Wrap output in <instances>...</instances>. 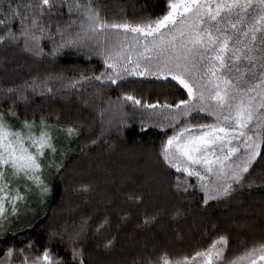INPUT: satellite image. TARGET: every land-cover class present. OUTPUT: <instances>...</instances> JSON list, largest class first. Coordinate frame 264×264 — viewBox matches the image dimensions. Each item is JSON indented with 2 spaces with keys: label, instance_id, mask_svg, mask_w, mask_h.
Instances as JSON below:
<instances>
[{
  "label": "snow or ice",
  "instance_id": "1",
  "mask_svg": "<svg viewBox=\"0 0 264 264\" xmlns=\"http://www.w3.org/2000/svg\"><path fill=\"white\" fill-rule=\"evenodd\" d=\"M158 15L138 20L109 18L96 0H0V44H19L33 56L55 58L66 50L99 56V73L67 77L49 73L23 84L0 88V95L27 101L28 90L41 94L94 86L92 100L99 101L101 135L115 127L123 131L129 119L126 105L142 110L147 121L164 132L158 148L162 164L175 170V187L199 189L203 204L230 198L251 175L254 162L264 161V0H161ZM66 5L69 18L61 23L50 17ZM56 15H63L56 11ZM55 28V31L52 29ZM51 42L45 52L43 41ZM130 77L171 78L186 98L174 103L149 101L132 91L113 99L105 88H120ZM56 83L60 87L56 88ZM87 92V89H84ZM204 114L207 122H193ZM70 137L78 127L61 123L57 116L35 113L23 116L13 106L0 108V241L23 229H14L29 211L30 196L38 200L52 191L46 171L59 173L65 149L59 134ZM91 143L95 144L96 140ZM196 183H190V178ZM250 181L248 187H252ZM87 188V186H84ZM140 199V197H134ZM154 218V217H153ZM105 218L100 228L108 224ZM149 223V219H145ZM87 226L52 230L42 250L33 240L22 246H0V264H85L80 241ZM31 223L25 225L30 228ZM215 228V225H213ZM70 241V259L58 256L50 245ZM113 240H108L106 247ZM230 240L219 234L206 248L190 255L173 256L161 251L139 264H264V241L242 245L228 258ZM136 264V262H134Z\"/></svg>",
  "mask_w": 264,
  "mask_h": 264
},
{
  "label": "trees",
  "instance_id": "2",
  "mask_svg": "<svg viewBox=\"0 0 264 264\" xmlns=\"http://www.w3.org/2000/svg\"><path fill=\"white\" fill-rule=\"evenodd\" d=\"M96 3L107 17L124 16L129 20L158 15L162 7L161 0H96ZM56 11L63 15H56ZM68 18L66 5L54 10L50 17L61 23ZM3 31L0 27V34ZM42 43L45 52L51 50L50 41ZM102 68V59L87 52L66 50L55 58L36 57L23 50L22 41L0 44V88L20 85L33 77L43 79L49 73L72 77L81 71L85 75L99 73ZM55 87L59 88V83ZM41 91L28 90L27 101L0 95V108L13 106L22 116L24 113L31 116L33 112L51 114L53 121L59 116L61 123L78 127L79 134L70 137L59 134V145L65 154L62 170L48 172L52 191L43 203L30 207L34 211L22 215L19 223L14 224V229L23 230L15 236L10 234L7 240L0 241V246L14 242L19 247L33 240L42 250L50 231L67 229L71 233L85 219L87 226L79 245L85 250V264H139L141 259H154L165 250L173 256L190 255L206 248L219 234L229 237L230 259L243 250L242 245L250 247L254 241H264V161L258 158L254 162L244 186L237 188L230 198L211 200L205 205L199 189L178 191L175 170L159 159L161 139L171 129L161 130L153 121L142 127V110L128 102L129 119L123 131L113 127L101 135L97 106L100 102L83 103L84 99L92 100L94 86L84 84L83 88L60 90L55 95H42ZM121 91H132L150 102L158 99L174 103L186 98L171 78L165 81L130 77L120 88L106 87L104 94L115 99ZM193 122L207 121L201 114ZM92 140L96 143H91ZM250 181L255 182L252 187H248ZM190 183L195 184L196 179L190 178ZM105 218L108 224L98 231ZM146 218L149 223L144 222ZM29 222L31 227L25 228ZM108 240L113 243L106 247ZM50 247L58 256L70 259L67 235L63 243L55 241Z\"/></svg>",
  "mask_w": 264,
  "mask_h": 264
},
{
  "label": "rangeland",
  "instance_id": "3",
  "mask_svg": "<svg viewBox=\"0 0 264 264\" xmlns=\"http://www.w3.org/2000/svg\"><path fill=\"white\" fill-rule=\"evenodd\" d=\"M61 143V142H60ZM58 145H59V141H58ZM48 172L49 171H46L45 172V175L48 176ZM39 200H38V194H36L35 192L30 196V204H29V208L31 206H34V205H37L39 204Z\"/></svg>",
  "mask_w": 264,
  "mask_h": 264
}]
</instances>
